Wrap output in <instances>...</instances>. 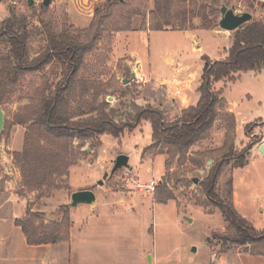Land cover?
I'll list each match as a JSON object with an SVG mask.
<instances>
[{
  "label": "rangeland",
  "instance_id": "374dc122",
  "mask_svg": "<svg viewBox=\"0 0 264 264\" xmlns=\"http://www.w3.org/2000/svg\"><path fill=\"white\" fill-rule=\"evenodd\" d=\"M43 2L44 0H35V4L30 6L28 0H0V23L10 15L27 18L31 29L30 58L33 59L39 57L47 46V26L50 25L57 32H69L79 42L84 43L88 41L86 38L92 22L103 17L99 40L85 53L82 66L76 75V88L68 93V109L81 114L92 105L107 103L108 106L104 109L106 114L102 112L103 108H98L95 115L100 120L102 116L106 117L110 122L108 130L111 133L96 134L88 139H74L72 146L75 152L71 158L74 164L70 166L67 176L57 179L61 187L54 188L51 196H45L46 188L42 191H25L22 188V174L15 153L24 149L26 133L32 124H36L43 95L51 96L61 83H65V67L55 57L38 70L19 73L17 83L9 88L10 93L1 104L5 118L4 129L0 133L2 215L24 218L27 208L31 207L33 212L40 214L44 226L51 227L53 224L63 223L65 213L61 208L71 202L73 192L95 187L94 190L99 191L100 201L103 196L101 191L112 188L113 191L130 192L127 195L130 212H114L113 217L120 221L113 227L118 229L114 232H119V227L126 225L125 233L131 237L134 260L137 259L138 250L143 251L145 264H150L149 256L154 264H218L224 263V260H233L235 255L232 253L220 254L225 249L240 246L231 243L225 245L224 240L215 236L228 232L227 223L221 210L207 197L201 183L211 173L213 166L222 165L223 173L221 172L216 189L223 198L232 200V171L235 165L242 160L241 155L247 151L250 142H255V146L264 141L260 135L254 134V130H259L255 128L254 122L264 118V70L242 72L235 81L217 82L214 85L223 101L221 112H232L227 109L229 105L224 98L226 97L240 118L246 116L252 121L249 128L246 126L240 130L238 146L235 145L229 152L226 148L224 150L225 137L224 145L221 148L215 147L217 145L213 142L212 132L217 128H224L226 132L225 126L228 125V120L222 118L215 124L209 138L190 148L184 164H179L181 156H176L168 175L165 159L169 155L161 153L164 147L159 145L149 148L153 142L152 122L145 118L137 122L145 109L161 111L157 104L159 98L154 96L156 93L152 85L131 80L133 69L141 70L140 63L136 64V59L132 56L120 57L125 52L121 45L118 46L116 38L119 31L124 30L129 23L132 24L135 15L140 16L137 18L143 20L142 24L145 20L148 22L150 12L155 8V0H114L109 8L105 7L108 0H51L48 6ZM201 5L206 6L208 14L210 7L218 10L216 16L210 15L213 20L210 29L218 30L221 35L212 36L203 32L201 42L204 47L201 54L215 60H221L228 55L238 29L255 21H263L264 18V0H199L198 7ZM223 5L233 8L236 13L250 12L253 19L234 31L224 30L219 25L220 9ZM190 6L192 8V2ZM98 9L103 12L96 19ZM202 24L201 17L191 19V29H203ZM131 42L141 51L143 59L152 56L160 70L163 69L162 60L169 55L167 51L172 48L185 51L184 57L192 59L194 66L202 60L200 54L193 50L192 40L186 39L178 31H154L151 35L133 34ZM4 47L5 44L1 43L0 48ZM126 79L129 81L125 82ZM87 88L89 90L85 91ZM162 114L164 119L161 123L166 126L174 124L182 115L181 113L180 116L171 115L167 118L168 115L164 112ZM262 127L264 133V125ZM119 129H122L120 136L112 133ZM29 132H33L44 143L41 125H33ZM157 133L158 137L165 136L160 130ZM120 154L130 157V166L112 173L115 160ZM246 156L249 161L251 151ZM189 159L199 160L202 165L198 167ZM208 160H212V164H208ZM165 177L175 196V199L167 203L155 200L157 203L153 204L155 189L144 188L142 192L138 190L139 184L147 185L152 180L157 183ZM100 181L103 184L100 185ZM247 199L245 193L240 197L244 202ZM69 208L70 220L72 217L78 221L89 215L88 204ZM100 209L102 215H109L105 206L100 205ZM253 212L248 220L258 231L264 230V211L259 206ZM249 248L264 252V242ZM242 249L245 250L246 247ZM212 254L220 256L213 259Z\"/></svg>",
  "mask_w": 264,
  "mask_h": 264
},
{
  "label": "trees",
  "instance_id": "16d2710c",
  "mask_svg": "<svg viewBox=\"0 0 264 264\" xmlns=\"http://www.w3.org/2000/svg\"><path fill=\"white\" fill-rule=\"evenodd\" d=\"M113 1L108 0L105 7H111ZM191 2L192 8H190ZM198 2L199 0H155V8L150 12V19L148 22L145 20L142 28H149L152 31L187 30L192 27L191 19L201 17L202 27L210 29L213 23L210 15L216 16L218 10L210 7L208 14L205 10L206 6L198 7ZM102 12L98 9L95 18H99ZM102 19L103 17L99 21L92 22L91 33L89 32L86 38L88 41L84 43L79 42V39L71 36L69 32H57L50 25L47 26V46L43 48L39 57L33 59L30 58L31 29L27 18L10 15L0 23V44H5L3 49L0 48V105L10 93L9 88L17 83L19 73L38 70L55 57H58L65 67L63 75L65 83H61L51 96L43 95L38 119L31 127L32 129L33 125L42 126L44 143L38 136H34L33 132H29L30 129L25 136L23 151L15 153L21 169L22 188L25 191H42L46 188L45 196H51L54 188L61 187L57 179L67 176L70 166L74 164L71 159L75 152L72 146L74 139L77 137L88 139L96 134L110 132L108 130L110 122L106 117L101 114L100 120V117L95 115L98 108H103L102 112L105 113L107 103L92 105L81 114L68 109V93L76 88V75L82 66L85 53L99 40V35L102 33L100 29ZM123 29L130 30L131 24L129 23ZM89 38L92 42H89ZM203 58L205 68L199 87L200 99L195 106L185 109L179 120L169 126L161 123L164 118L159 110L145 109L137 119V122L143 118L152 122L153 142L149 148L159 145L164 147L161 153L169 155L165 160L168 175L176 156L180 155L179 164H184L190 148L209 138L215 124L222 118L228 120V125L225 126L226 143L223 149L226 148L229 152L234 148L236 117L232 112H221L223 101L218 91H215L214 85L220 81H235L242 72L264 70V21H255L238 29L233 45L225 58L217 61L211 60L206 55ZM88 90L87 88L85 91ZM249 125L251 124L247 125L248 128ZM159 130L165 136L158 137ZM112 133L120 136L122 129L114 130ZM254 144L255 142L249 143L247 151L241 155L242 160H238L239 163L235 167H245L248 164L246 153L252 150ZM189 161L198 167L202 165L199 160L189 159ZM221 172L222 165L213 166L211 173L201 183L207 197L212 199L214 205L221 210L227 223L228 232L215 236L224 240L225 245L231 243L240 247L264 242V230L258 231L239 213L232 201L223 198L217 192L216 187ZM172 199H175V196L165 177L155 188V200L159 203H167ZM61 210L65 213L62 224L44 226V220H41L40 214L33 212L31 207L27 208L24 218L16 220V224L22 228L31 245L67 241L70 239L71 231L70 208L65 204ZM207 241L210 243V240Z\"/></svg>",
  "mask_w": 264,
  "mask_h": 264
},
{
  "label": "crops",
  "instance_id": "0c3cea01",
  "mask_svg": "<svg viewBox=\"0 0 264 264\" xmlns=\"http://www.w3.org/2000/svg\"><path fill=\"white\" fill-rule=\"evenodd\" d=\"M137 17L140 16L135 15L132 18L130 30H121L116 37L118 46L121 45L125 52L120 57L132 56L136 59V64L140 63L142 65L141 70L133 69L132 73L135 74L136 71L137 74L135 80L143 83V85H152L156 93L154 96L159 98L157 104L160 110L168 115L167 118L171 115L180 116L185 109L195 106L200 99L199 87L205 68L203 57L206 55L201 54L204 51V47L201 44L203 40L202 33L207 32L212 36H219L221 33L216 29L204 28L174 30L184 34L186 39L192 40L193 50L200 54L201 63H197L196 66L192 65V59L184 57L185 51L181 48H172L167 51L169 55L162 60L163 69L160 70L156 67L152 56H149L148 59H143L141 51L131 42L133 34L143 33L151 35L154 32L149 28H142L143 20ZM144 64H147V67H144ZM224 98L229 105L228 111H232L236 117L235 145L238 146L237 140L240 130H243L252 121H249L246 116L240 118L232 103L226 97ZM254 123H256L255 128L259 129L254 130V134L260 135L264 140L262 131L264 118H260L258 122ZM212 136L214 138L213 142L217 145L215 147L221 148L226 137L224 128L214 129ZM261 143L252 148L251 158L245 167H234L232 171L231 201L235 204L239 213L247 220L253 215V210L256 207L260 206L262 211H264V154L260 151ZM90 188L95 189V187H86L85 189ZM105 189L107 190L101 191L103 196L100 201L98 200L99 191L94 190L96 201L88 204L89 215L87 217L78 221L73 220L71 217L70 239L55 244H29L22 228L16 224V220L21 219L22 216H4L0 209V264H145L142 250H138L136 253L137 259H133V246L131 237L125 233L126 225L119 227V232H114L118 229L113 226L120 221L113 217L114 212H130L127 201V195L130 192L113 191L112 188ZM138 190L140 192L143 191L139 187ZM243 193L248 197L246 202L240 200ZM156 203L155 199H153V204ZM100 205L106 207L108 216L102 215ZM0 207H3V204ZM109 231L113 232L109 233ZM228 253L234 254L235 258L230 261L224 260V263L218 264H264V252L253 251L250 248L248 249V247L245 250L242 247L228 248L220 255ZM212 256L213 259L219 257L213 254ZM212 262L215 263L213 260ZM152 264L154 263L152 262Z\"/></svg>",
  "mask_w": 264,
  "mask_h": 264
},
{
  "label": "water",
  "instance_id": "95a60500",
  "mask_svg": "<svg viewBox=\"0 0 264 264\" xmlns=\"http://www.w3.org/2000/svg\"><path fill=\"white\" fill-rule=\"evenodd\" d=\"M51 3V0H44L43 4L48 6ZM28 4L32 6L35 4V0H28ZM221 11V19L219 20V25L222 29L227 31H234L241 27L243 24L251 21L253 19V14L250 12H242L236 13L233 8H228L226 5H223L220 9ZM264 21V18H263ZM136 76L132 73L131 80H135ZM129 81L128 79L125 82ZM111 99V98H110ZM4 112L0 105V133L4 129ZM260 151L264 154V141L260 145ZM130 157L125 154H120L117 156L115 160L114 167L112 169V173H115L117 170L123 167H128ZM212 160H208V164H212ZM198 181L197 179L195 180ZM99 184H103V181H100ZM96 201V195L92 188L85 189V190H78L72 193L71 195V202L67 205L69 207H76L80 204H92ZM150 264H152V258L149 256Z\"/></svg>",
  "mask_w": 264,
  "mask_h": 264
},
{
  "label": "built area",
  "instance_id": "2783aa9c",
  "mask_svg": "<svg viewBox=\"0 0 264 264\" xmlns=\"http://www.w3.org/2000/svg\"><path fill=\"white\" fill-rule=\"evenodd\" d=\"M139 68L142 69V65H139ZM135 74H136V71H135ZM136 77H137V74H136ZM157 184H158V182L156 183V180H152L149 184H147V185L139 184L138 187L140 190H143L144 188L154 190L156 188Z\"/></svg>",
  "mask_w": 264,
  "mask_h": 264
}]
</instances>
